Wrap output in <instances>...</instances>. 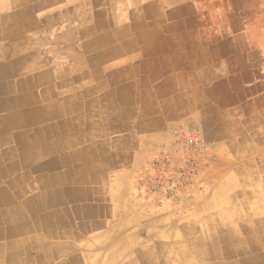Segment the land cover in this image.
I'll list each match as a JSON object with an SVG mask.
<instances>
[{"label":"crops","instance_id":"obj_1","mask_svg":"<svg viewBox=\"0 0 264 264\" xmlns=\"http://www.w3.org/2000/svg\"><path fill=\"white\" fill-rule=\"evenodd\" d=\"M196 5L0 0V264H264L263 78ZM180 131L208 186L171 201Z\"/></svg>","mask_w":264,"mask_h":264},{"label":"rangeland","instance_id":"obj_2","mask_svg":"<svg viewBox=\"0 0 264 264\" xmlns=\"http://www.w3.org/2000/svg\"><path fill=\"white\" fill-rule=\"evenodd\" d=\"M198 1L201 27L225 31L233 40V46L228 48L233 58L249 60L256 77L263 78L264 83V0ZM202 136L201 132L180 131L172 142L176 154H167L155 162L151 182L166 199L176 201L192 187L207 188L198 181L200 172L210 167L211 158Z\"/></svg>","mask_w":264,"mask_h":264},{"label":"bare ground","instance_id":"obj_3","mask_svg":"<svg viewBox=\"0 0 264 264\" xmlns=\"http://www.w3.org/2000/svg\"><path fill=\"white\" fill-rule=\"evenodd\" d=\"M24 119H25V117H23ZM27 118V117H26ZM13 119H15V118H13ZM18 119V118H17ZM26 121V120H25ZM29 121V120H28ZM30 122V121H29ZM14 123V122H13ZM16 125V124H15ZM248 263V262H247ZM244 264H245V262H244Z\"/></svg>","mask_w":264,"mask_h":264}]
</instances>
